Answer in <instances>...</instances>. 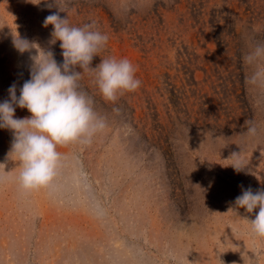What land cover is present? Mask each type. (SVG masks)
<instances>
[{"label":"rangeland","instance_id":"1","mask_svg":"<svg viewBox=\"0 0 264 264\" xmlns=\"http://www.w3.org/2000/svg\"><path fill=\"white\" fill-rule=\"evenodd\" d=\"M0 264H264V0H0Z\"/></svg>","mask_w":264,"mask_h":264}]
</instances>
